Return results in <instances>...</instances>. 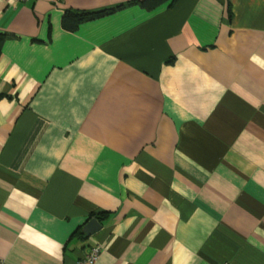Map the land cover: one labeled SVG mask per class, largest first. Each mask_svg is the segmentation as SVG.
<instances>
[{
	"label": "crops",
	"instance_id": "1",
	"mask_svg": "<svg viewBox=\"0 0 264 264\" xmlns=\"http://www.w3.org/2000/svg\"><path fill=\"white\" fill-rule=\"evenodd\" d=\"M139 1L0 0L5 264H264V0Z\"/></svg>",
	"mask_w": 264,
	"mask_h": 264
},
{
	"label": "trees",
	"instance_id": "2",
	"mask_svg": "<svg viewBox=\"0 0 264 264\" xmlns=\"http://www.w3.org/2000/svg\"><path fill=\"white\" fill-rule=\"evenodd\" d=\"M174 0H141L139 3L146 9L153 10L161 6H169ZM117 8H110L100 11H66L62 17V24L64 28L75 29L79 22L83 20H89L98 16L107 14L108 12L114 11ZM4 36L0 35V43L3 41Z\"/></svg>",
	"mask_w": 264,
	"mask_h": 264
},
{
	"label": "built area",
	"instance_id": "3",
	"mask_svg": "<svg viewBox=\"0 0 264 264\" xmlns=\"http://www.w3.org/2000/svg\"><path fill=\"white\" fill-rule=\"evenodd\" d=\"M11 2H26V1H31V0H10ZM101 252V247L100 246H95V247H92L89 252L83 257V258H80L76 261V264H83L84 262H94L98 255L100 254ZM0 264H5V262L3 260H0Z\"/></svg>",
	"mask_w": 264,
	"mask_h": 264
},
{
	"label": "water",
	"instance_id": "4",
	"mask_svg": "<svg viewBox=\"0 0 264 264\" xmlns=\"http://www.w3.org/2000/svg\"><path fill=\"white\" fill-rule=\"evenodd\" d=\"M101 227L99 221L96 218L89 219L87 223L83 226L82 231L85 233L86 237L93 235Z\"/></svg>",
	"mask_w": 264,
	"mask_h": 264
}]
</instances>
